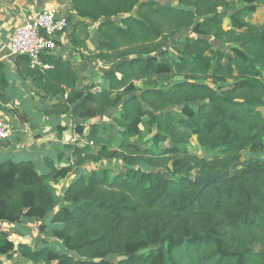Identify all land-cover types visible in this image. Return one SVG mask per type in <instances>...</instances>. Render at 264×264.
Returning <instances> with one entry per match:
<instances>
[{
	"label": "trees",
	"instance_id": "trees-1",
	"mask_svg": "<svg viewBox=\"0 0 264 264\" xmlns=\"http://www.w3.org/2000/svg\"><path fill=\"white\" fill-rule=\"evenodd\" d=\"M66 1L71 51L82 58L96 25L85 59L111 66L102 84L79 87L69 57L43 52L49 67H30L15 56L18 75L48 103L43 113L82 121L84 143L60 145L43 169L32 157L0 161V221L51 214L40 225L58 244L15 248L1 229L0 264L14 254L34 264H264V24L248 20L258 0ZM135 80L145 86L127 89ZM9 84L0 61V107ZM193 136L212 157L189 153ZM103 159L123 165L84 172ZM212 171L227 176L203 187L193 179ZM72 172L56 200L53 184Z\"/></svg>",
	"mask_w": 264,
	"mask_h": 264
},
{
	"label": "rangeland",
	"instance_id": "rangeland-1",
	"mask_svg": "<svg viewBox=\"0 0 264 264\" xmlns=\"http://www.w3.org/2000/svg\"><path fill=\"white\" fill-rule=\"evenodd\" d=\"M59 1H61V0H59ZM241 3L242 2L238 1V4H241ZM120 16H122V15L119 14L115 18L117 19ZM226 23H227V20L225 19L224 25H227ZM95 29H96V25H92L89 28L90 33H89V37H88V48H85V49L83 48L81 50V52L83 54L82 58H81V55L79 52L73 53L74 54V55L72 54L73 57H72V55L69 56V59L73 65V67L76 69V71L78 72V75H79V80H78V86L79 87H82L86 82L102 84L104 82L103 74L111 66L110 64L103 62L101 60L85 59V56H87L89 54V50L90 51L93 50L95 48L98 40H99V36L96 33ZM144 86H145L144 82H142L141 80H135V81L131 82V84L129 85V87L127 89H141ZM33 94H34V92H33ZM37 98H38V96L35 95V99H37ZM24 99L25 98L23 97L22 99L19 100V103H18L19 107L22 105H23V107H20V109L19 108L18 109L11 108V110H15L17 118L14 116L11 117V116H9L8 113L5 112L7 114V116H5V118L10 123L12 121L11 125L13 128V134L11 135V137L9 139L2 142L1 148H0V153L5 152V154H2V155L0 154V159H4L7 157L18 158V155H20V154L25 156V157H31L32 156V158H34V159H39V158L43 159V157L45 155L54 154L55 149L59 148L60 145H62V144H68L69 143V144H74V145H83L84 139H82V135L76 133V131L74 130V126H76L78 123H80L82 121L75 120V122L78 121L77 124H74V123L71 124L72 122H74V121H71V123L69 122L68 125L61 127L62 129H60V130L53 128L55 131L52 130L51 132L46 134V141L39 142L36 146H32V149L29 150V155L28 156L24 155L25 153H27V152L22 151V148H24L23 146H25L24 144H26L25 141H27L29 143L30 142L29 139H31V137L32 138L33 137L39 138V137H41L42 133L44 136V132L41 133L39 128H36V126H33L30 123L31 116H29V113H28L29 111H27L28 109L26 110V107H25L26 102ZM39 99H41V98L39 97ZM10 102H11V97L9 94V103ZM35 119L37 121L38 117H35ZM67 119H68V117L66 115H63L62 120L64 121ZM17 120H19L21 123L27 124V129L31 133V137L27 138V134H25V132L22 131V129L19 126L20 124L18 123L19 121H17ZM100 120L103 121L109 129V134H107V136L108 137L115 136L118 128L115 125H113L110 117H107L105 115V116L101 117ZM66 122L67 121H64V123H66ZM56 123L54 122V124H56ZM84 123L86 125V130H87L88 129L87 126H88L89 122L84 121ZM54 124H52V126ZM140 126L143 130H145L144 124H141ZM37 131H40V133H38ZM43 136L41 138H43ZM149 137H150V134H148L146 131H144V134L139 137L140 141H138V144L141 148H145V144L143 142L147 141V139H149ZM19 142H22V146H19V144H18ZM160 146L162 148H165L166 146H168V142L161 143ZM148 147L151 148L152 146L148 145ZM92 149L95 151L96 147H93ZM39 151H41V152H39ZM155 151L158 152L157 150H155ZM188 151L191 154L198 155V156H206L207 158H210L213 156V153L205 154L202 152V150L200 149V147L198 146V144L196 142L195 136L190 138V141L188 144ZM64 152L66 155H69L71 150L70 149H64ZM248 155H249L248 153L247 154L244 153L242 157L248 158L249 157ZM257 156L259 158L264 159V150L260 154H257ZM62 164H64V162L59 163V165H62ZM122 165H123V163L117 159H110V160L103 159V160L99 161L98 163H92V164L86 165L84 167V172H87V171L92 170V169L101 168V167H107V168H110L112 170H117ZM142 167L145 168L144 165H142ZM164 170L169 172V173L170 172L173 173L171 166H170V163L168 164V168L164 169ZM74 173L73 172L70 173L64 179H59L57 183L53 184V189L55 190L54 196L56 197V200L59 201V199H60L59 197H60V193H61L62 189L67 185V183L69 181L74 179V177H75ZM50 217H51V214L46 216V217H42L40 219H35L32 221L26 220L20 224H10V223H5V222L4 223L0 222V230L1 229L7 230V232L9 233L10 239H12L14 242L25 241L26 243L30 244L31 246L49 245V246L56 247V246H58V244L51 240V227H50L51 225L48 224V227H46V225L44 226V224L40 225L41 223H44V222L48 223ZM2 259L7 264H34L33 262L21 257L19 254H14L13 258L10 260L6 259L5 257H3ZM110 259L113 261L116 260L115 257H110Z\"/></svg>",
	"mask_w": 264,
	"mask_h": 264
},
{
	"label": "crops",
	"instance_id": "crops-1",
	"mask_svg": "<svg viewBox=\"0 0 264 264\" xmlns=\"http://www.w3.org/2000/svg\"><path fill=\"white\" fill-rule=\"evenodd\" d=\"M154 1H156L159 4V3H168V2L175 3L176 0H154ZM257 2L259 5L258 8L256 9L255 13L248 16V20L254 24H264V18H263L264 0H258ZM46 9L57 10V12L60 14L68 13V11H70L69 3L66 0H61V1L59 0H0V61H2L6 65V71H8L10 84L7 89V93L10 94L11 97V102L10 103L8 102L6 105H2L0 107V112L3 115L5 114L4 117L7 116L6 113H8L9 116L11 117L13 116L16 117L15 110H11V108L20 109V107H23V105L19 107L18 103L19 100L24 97L25 98L24 100L26 102V106H25L26 110L28 109L27 111H29L28 112L29 116H31L30 123L33 126H36V128H39L41 133L44 132V136L43 133L41 135V137L43 136V138L41 137L32 138L31 133L27 129V124L21 123L19 120H17L19 121L18 123L20 124L19 126L22 129V131H24L25 134H27V138L31 137V139H29L30 142L28 143L27 141H25L26 144H24L25 146H23L24 148H22L23 152H27L24 154L27 156L29 155V150L32 149V146H36L39 142L46 141V134L54 130L53 128L60 130L62 128H58V127H63L65 125H68L69 122L71 123V121H74L71 124L73 123L77 124L78 122V121L75 122V119H72L70 117L67 120H64L67 121L66 123H64V121L62 120L63 115L62 116L60 115V117L46 116L43 113V109H45L48 104L46 102V99L43 98L39 99V97L35 99V94H33L34 91L31 86L30 78H22L21 76L18 75L15 65L16 57L12 55L10 52V38H11L12 29L18 24L23 23L27 18L31 17L36 12ZM68 34L69 32L62 33L61 35H58L57 38L58 48L56 49V53L62 55V57L64 58L69 57L70 55L75 53L71 51V46L67 36ZM35 117H38L37 121ZM54 122L57 123L54 124ZM52 124L54 125L52 126ZM74 130H75V126H74ZM40 131L37 132L40 133ZM18 144L19 146H22V142H19ZM0 154L1 155L5 154V152ZM22 157L25 156L20 154L18 155V158L15 159L20 160ZM1 160L3 159H0V161ZM35 160L38 162L39 168L43 169L44 163L42 158Z\"/></svg>",
	"mask_w": 264,
	"mask_h": 264
},
{
	"label": "built area",
	"instance_id": "built-area-1",
	"mask_svg": "<svg viewBox=\"0 0 264 264\" xmlns=\"http://www.w3.org/2000/svg\"><path fill=\"white\" fill-rule=\"evenodd\" d=\"M69 30L67 13L60 14L53 9L40 10L12 29L10 52L14 56L26 55L30 67H49L42 61L41 54L48 51L56 53L58 35ZM12 134L11 123L0 112V142L9 139Z\"/></svg>",
	"mask_w": 264,
	"mask_h": 264
},
{
	"label": "water",
	"instance_id": "water-1",
	"mask_svg": "<svg viewBox=\"0 0 264 264\" xmlns=\"http://www.w3.org/2000/svg\"><path fill=\"white\" fill-rule=\"evenodd\" d=\"M226 172L225 171H221V172H217V171H212L206 174H199L196 173L193 177L194 181L197 182L198 184L201 185V187H203L204 185H206L208 183V181L210 180H214L218 177H226ZM18 241L15 242V248L17 246Z\"/></svg>",
	"mask_w": 264,
	"mask_h": 264
}]
</instances>
